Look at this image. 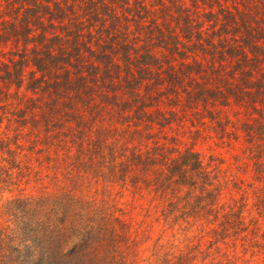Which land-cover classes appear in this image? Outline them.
<instances>
[{"label":"trees","instance_id":"1","mask_svg":"<svg viewBox=\"0 0 264 264\" xmlns=\"http://www.w3.org/2000/svg\"><path fill=\"white\" fill-rule=\"evenodd\" d=\"M0 199V264L264 257V0H0Z\"/></svg>","mask_w":264,"mask_h":264},{"label":"rangeland","instance_id":"2","mask_svg":"<svg viewBox=\"0 0 264 264\" xmlns=\"http://www.w3.org/2000/svg\"><path fill=\"white\" fill-rule=\"evenodd\" d=\"M201 152L204 150H200ZM4 203L0 199V207ZM208 261V264H264V257L256 253L254 249L244 248L242 245H238L235 248H227V255L224 258L214 257ZM201 264V263H198Z\"/></svg>","mask_w":264,"mask_h":264}]
</instances>
